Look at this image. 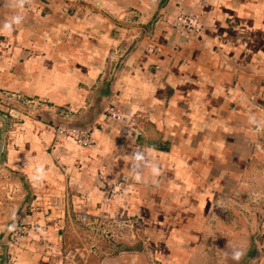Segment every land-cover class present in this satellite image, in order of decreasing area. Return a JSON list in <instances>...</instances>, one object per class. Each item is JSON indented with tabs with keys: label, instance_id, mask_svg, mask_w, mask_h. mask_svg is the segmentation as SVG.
<instances>
[{
	"label": "crops",
	"instance_id": "crops-1",
	"mask_svg": "<svg viewBox=\"0 0 264 264\" xmlns=\"http://www.w3.org/2000/svg\"><path fill=\"white\" fill-rule=\"evenodd\" d=\"M55 2L31 0L23 23L11 33L0 31L6 35L0 37V86L50 98L68 110L55 108L60 120L63 114L72 121L79 115L84 121L77 124L94 125L95 145L79 143V155L69 140L55 143L54 157L60 167H69L70 183L77 187L94 178L90 167L96 157L100 187L106 180L123 189L112 200L116 211L129 209L152 225L160 218L157 211L170 210L179 196L186 207L187 233L195 231L200 238L215 224L227 225L223 218L209 217L218 204L247 203L254 192L264 195V0H164L156 26L121 55L124 59L120 43L111 41L112 30L93 28L95 45L89 48L102 51L104 59L100 56L98 68L90 61L70 72L46 71V62L54 66V61L34 51L47 45L51 27L30 19L42 22L60 15ZM15 11L0 0V26ZM193 17L202 23L199 32L183 22ZM96 95L106 105L116 97L125 120L104 111L94 114L87 101ZM44 130L51 144L54 132ZM250 255L247 264H264V248Z\"/></svg>",
	"mask_w": 264,
	"mask_h": 264
},
{
	"label": "rangeland",
	"instance_id": "rangeland-1",
	"mask_svg": "<svg viewBox=\"0 0 264 264\" xmlns=\"http://www.w3.org/2000/svg\"><path fill=\"white\" fill-rule=\"evenodd\" d=\"M55 3L60 15L54 13L52 19L42 22L30 20L41 28V25L51 27L46 35L47 45L34 51L42 59L52 64L54 61V66L46 62V71L62 72H70L75 65L82 69L81 65L90 61L98 68L100 56L104 59V55L89 48L95 45L93 28L112 30L111 41L115 38L120 43V56L132 50L143 34L156 26L165 4L164 0H56ZM46 9L49 12L50 6ZM68 29H73L72 34L67 33ZM5 36L0 37L5 40ZM113 47L111 54L115 52ZM16 69H11L13 76ZM82 86L80 83L78 88ZM116 99L111 102L117 103ZM89 100L94 114L105 112L107 105L101 97L96 95ZM58 107L50 98L0 86V264H247L252 250L255 253L264 248V195L258 192L252 193L247 203L241 199L221 202L222 207L218 204L209 217L223 218L227 225L215 224L214 230L200 238L195 231L188 235L186 207L179 196L170 210L157 211L160 218L150 219L157 222L152 225H147L143 216H133L129 209L116 211L112 200L123 189L106 180L100 187V177L95 178L101 169L96 157L90 167L94 178L83 179L88 183L75 187L74 181L70 183L69 167L66 164L60 167L54 157L55 143L67 138L58 137L56 132L60 127L68 130L94 125L91 121L77 124L84 121L79 115L72 121L63 114L60 120L55 115L56 109L63 112L65 108ZM117 108L126 117L121 107ZM44 127L50 129L49 134L54 132L51 144H47ZM91 130L93 133L94 127ZM68 140L74 147L72 152L79 155L76 149L82 146ZM71 167L73 171L79 168ZM93 188L97 189L91 191ZM158 204L163 206L161 202ZM144 210L147 214L148 210ZM53 220L63 222L52 223ZM56 234L57 241L52 239ZM236 250L245 252L239 262L232 259ZM28 254L31 256L25 257Z\"/></svg>",
	"mask_w": 264,
	"mask_h": 264
},
{
	"label": "built area",
	"instance_id": "built-area-1",
	"mask_svg": "<svg viewBox=\"0 0 264 264\" xmlns=\"http://www.w3.org/2000/svg\"><path fill=\"white\" fill-rule=\"evenodd\" d=\"M185 23H193V25L198 23L197 17L195 18H185ZM201 26L198 24L196 26V29L199 31ZM107 108V109H106ZM105 112L109 115L112 119H125L126 117L123 116L120 109L116 107V104L114 102H110L105 107ZM92 128L89 127H80L76 126L71 129L66 130L63 127L58 128V131L56 132L58 137H63L65 139H71L74 141H77L78 143L82 144L83 146L92 147L93 145V138H92Z\"/></svg>",
	"mask_w": 264,
	"mask_h": 264
},
{
	"label": "clouds",
	"instance_id": "clouds-1",
	"mask_svg": "<svg viewBox=\"0 0 264 264\" xmlns=\"http://www.w3.org/2000/svg\"><path fill=\"white\" fill-rule=\"evenodd\" d=\"M8 5L15 9V14L11 16L10 19L6 20L2 26H0V31H6L11 33L15 28L21 25L25 19L23 11L26 6H30L31 0H7ZM245 255L244 250H236L232 254V259L239 262Z\"/></svg>",
	"mask_w": 264,
	"mask_h": 264
},
{
	"label": "bare ground",
	"instance_id": "bare-ground-1",
	"mask_svg": "<svg viewBox=\"0 0 264 264\" xmlns=\"http://www.w3.org/2000/svg\"><path fill=\"white\" fill-rule=\"evenodd\" d=\"M193 18H195V17H193ZM184 19H185V18H184ZM184 19H183V22H184ZM188 19H189V18H188ZM197 19H198V23H197V24H195V25H193V23H191V25H190V26H192V25H193V26H194V28H196V26L199 24V25L201 26V28H202V23L200 22V20H199V18H198V17H197ZM184 23H185V22H184ZM201 28H200V30H201ZM200 30H199V31H200ZM197 31H198V30H197ZM199 31H198V32H199ZM151 45H152V44H151ZM4 49H5V48H4ZM117 120H118V119H117ZM120 120L124 121L125 119H119V121H120ZM93 145H94V142H93Z\"/></svg>",
	"mask_w": 264,
	"mask_h": 264
}]
</instances>
